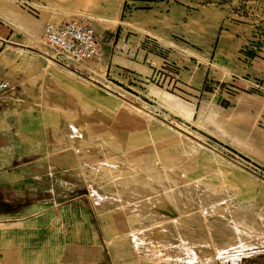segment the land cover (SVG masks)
Instances as JSON below:
<instances>
[{
	"label": "rangeland",
	"instance_id": "obj_1",
	"mask_svg": "<svg viewBox=\"0 0 264 264\" xmlns=\"http://www.w3.org/2000/svg\"><path fill=\"white\" fill-rule=\"evenodd\" d=\"M66 1L31 0L37 8L35 14L38 17H24L36 24V31L40 26L39 36L28 42L33 50L14 51L18 55L40 56L37 59L40 62L33 64L32 78L26 80V85L41 89L35 101L42 103V107H46L44 103H56V108L42 109L40 113L43 114V120L57 125L62 147L70 144L78 164L89 166L85 175L86 179L94 181V190L112 196L110 198L91 192L96 204L104 200L112 203L110 208L114 215V226L122 231L114 229L115 235L107 245L109 249L112 248L116 263L199 264L196 258H192V245L181 249L180 234H190L196 241L203 236L207 243L212 244L213 247L204 249V253L199 250L198 258H204L205 255V264L264 262V242L240 252L218 248L217 245L225 243L226 237L219 233V228L209 223L212 219L203 214L197 217L203 231L196 226L190 227L193 231H188L173 227L175 225L170 222L181 217L188 219L192 211L186 215L175 211L171 217L159 219L142 210L131 211L128 208L130 202L124 190L134 187L149 189L154 181L159 182L167 196H170L168 184L179 197L195 199L193 192H184L169 174V171L176 170L186 177L196 179L204 189L219 196L227 194L225 197L234 208L249 209L256 214L254 225L264 236V178L256 177L221 156L217 152L219 144L198 131L192 118L193 109L182 102L181 98L178 99L180 88L177 84L180 83L181 74L184 71L191 74L197 61L200 62L193 51L186 47V50L175 48L168 42L160 46L148 36L139 43L137 50H134L135 44L132 41L128 42L132 36L145 33L134 21L132 13L146 11L149 8V5L144 4L146 1L72 0V4ZM151 1L160 11H167L171 7L187 11L201 8L225 11L234 22L249 24L253 29L251 40L241 50L245 61L255 59L264 51V0ZM14 2L17 3V0ZM9 8L19 13L14 4H10ZM7 16L16 20L8 13ZM75 20L83 22L97 34L100 51H103L102 60L75 62L65 53L49 47L42 39L43 25ZM112 49L126 56L113 57L110 55ZM176 49L185 54L190 68L183 66L182 61L171 59L170 55ZM139 50L161 59L158 63L153 62L155 67L148 78L123 68L124 61L137 59ZM158 74L164 75L161 82L157 79ZM257 81L264 84V79L258 78ZM204 82L207 85L203 89L209 92L213 85H217L207 78ZM129 199L133 201L134 196L129 195ZM103 205L99 204L96 211L102 212ZM192 210L197 211L195 208ZM135 211L144 213V218L141 220L142 216ZM140 220L143 224L138 225ZM137 228L146 231L147 244L140 245V248L132 243L137 240V233L131 232ZM234 242L238 243L237 240ZM154 246L164 248L163 252L167 251L169 257L153 260L156 250L158 254L162 251ZM220 256L223 258H218Z\"/></svg>",
	"mask_w": 264,
	"mask_h": 264
},
{
	"label": "crops",
	"instance_id": "obj_2",
	"mask_svg": "<svg viewBox=\"0 0 264 264\" xmlns=\"http://www.w3.org/2000/svg\"><path fill=\"white\" fill-rule=\"evenodd\" d=\"M10 4L19 13L11 11ZM144 4L149 5L146 11L132 15L145 33L128 42L137 50L148 36L160 46L168 42L193 51L200 62L191 74H181L178 99L193 109L198 131L264 168V89H253V82L264 79V51L250 61L241 53L252 38V27L234 22L219 9L171 7L160 11L152 1ZM30 15L37 16L18 0H0V264H117L107 246L114 229L122 232L114 226L112 203L104 200L96 204L91 192L112 196L94 190V181L85 175L89 166L78 164L69 142L62 147L58 126L43 120L42 109L56 108V103L42 107L35 101L41 89L26 85L40 56L14 51L33 50L28 42L39 36L40 26L36 31V24L24 17ZM173 51L171 59L190 68L185 54ZM110 55L126 56L116 49ZM102 58L103 51L98 60ZM159 60L139 50L137 59L124 61L123 68L148 78L153 62ZM205 78L217 83L211 92L203 90ZM223 84H233L242 92L219 95L215 89ZM101 203L103 211L97 212ZM135 212L144 218V213ZM141 220L138 225L143 224ZM145 232L138 228L131 232L137 233V242H132L137 248L146 244ZM157 250L153 260H160ZM202 259L207 261L204 255L197 262Z\"/></svg>",
	"mask_w": 264,
	"mask_h": 264
},
{
	"label": "bare ground",
	"instance_id": "obj_3",
	"mask_svg": "<svg viewBox=\"0 0 264 264\" xmlns=\"http://www.w3.org/2000/svg\"><path fill=\"white\" fill-rule=\"evenodd\" d=\"M71 1L72 0H68L65 3L72 4ZM169 174L173 176V178L177 181L179 188H181L184 192H193L195 195V199H190L187 196L183 198L179 197L173 187L168 184L167 189L170 193V196H167L165 195V193H163L162 186L159 184V182L154 181L151 185V188L149 189L134 187V189L126 188V190H124V193L127 194V200L130 202L128 208L131 211L142 210V212H144L145 214H153L160 219L171 217V215H173L175 211H178L185 215L188 214V212L192 211V214L188 219L181 217L178 219H173L170 222V224L172 223L171 225H175L173 227H178L179 229H187L188 231H193L190 228L192 226H196L201 232L203 231L202 226H200L199 222L197 221V217L203 214L207 218L212 219V221L209 223L215 225V228H219V233L223 237H226L225 243L220 246L217 245L218 248H228L240 252L244 249H249L252 246L261 245L264 242V236L257 231V228L254 225L255 223L253 222V220L257 218L256 214L252 213L249 209L241 210L234 208L230 205L229 199L225 197L227 194L225 196L223 195V197L210 191L209 189H204L200 185V183L196 181V179L186 177L176 170L169 171ZM129 195L134 196L133 201L129 199ZM192 208H195V210L197 211H193ZM178 237L181 241V249L189 246V244L192 245L191 255L193 256L192 258H196L197 260L199 259L198 257L200 255L198 254L199 250L204 252V249L207 250L208 248L213 247L211 246L212 244L210 245V243H207L208 241H206L203 236L200 237L199 241L193 239L190 234H180ZM134 239H136V237ZM234 240H237L238 243H235ZM135 242H137V240ZM150 242V244H153L152 241ZM160 244H162V242ZM167 249L169 250V248ZM157 255L160 259L169 257L167 251L163 252V250ZM218 258L222 259L223 257L220 256ZM202 260L198 261V263L205 264V262H203L205 260Z\"/></svg>",
	"mask_w": 264,
	"mask_h": 264
},
{
	"label": "built area",
	"instance_id": "obj_4",
	"mask_svg": "<svg viewBox=\"0 0 264 264\" xmlns=\"http://www.w3.org/2000/svg\"><path fill=\"white\" fill-rule=\"evenodd\" d=\"M18 3L31 14H35L37 12V8L31 3V0L29 2L26 0H18ZM41 35L42 39L49 47L56 51L65 53L75 62H89L94 59H100L102 56L97 34L92 28L85 25L81 21L75 20L57 25L45 24ZM162 76L164 77L162 74L157 75V79H160V82L162 80ZM159 86L163 85L159 84ZM253 89L255 91H261L264 89V84L258 81L253 82ZM203 90L206 91V89ZM215 90L219 95L227 94L231 96L238 95L242 92L240 89L238 90L234 87L233 84L218 85ZM217 152L256 177L264 178L263 167L257 166L243 156L237 155L225 145H219Z\"/></svg>",
	"mask_w": 264,
	"mask_h": 264
},
{
	"label": "trees",
	"instance_id": "obj_5",
	"mask_svg": "<svg viewBox=\"0 0 264 264\" xmlns=\"http://www.w3.org/2000/svg\"><path fill=\"white\" fill-rule=\"evenodd\" d=\"M144 1H146V0H144ZM147 1H151V0H147Z\"/></svg>",
	"mask_w": 264,
	"mask_h": 264
}]
</instances>
